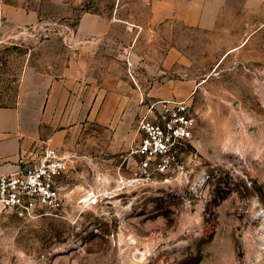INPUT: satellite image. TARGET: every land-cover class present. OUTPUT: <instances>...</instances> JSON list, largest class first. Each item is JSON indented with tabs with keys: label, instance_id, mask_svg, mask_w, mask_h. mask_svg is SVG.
Listing matches in <instances>:
<instances>
[{
	"label": "rangeland",
	"instance_id": "374dc122",
	"mask_svg": "<svg viewBox=\"0 0 264 264\" xmlns=\"http://www.w3.org/2000/svg\"><path fill=\"white\" fill-rule=\"evenodd\" d=\"M151 2L0 0V106L28 73L61 83L69 167L64 210L0 205V264H264V6L204 31L152 25ZM169 99L194 140L170 184L138 179L139 121Z\"/></svg>",
	"mask_w": 264,
	"mask_h": 264
},
{
	"label": "built area",
	"instance_id": "2783aa9c",
	"mask_svg": "<svg viewBox=\"0 0 264 264\" xmlns=\"http://www.w3.org/2000/svg\"><path fill=\"white\" fill-rule=\"evenodd\" d=\"M189 100H158L139 121L135 174L138 179L160 177L170 184L181 167L184 149L194 140L196 119ZM66 157L46 148L25 168L0 177V205L21 215L62 211L65 196L60 181L68 173Z\"/></svg>",
	"mask_w": 264,
	"mask_h": 264
},
{
	"label": "crops",
	"instance_id": "0c3cea01",
	"mask_svg": "<svg viewBox=\"0 0 264 264\" xmlns=\"http://www.w3.org/2000/svg\"><path fill=\"white\" fill-rule=\"evenodd\" d=\"M231 0H152V25L183 26L204 31L217 29L220 20L230 14ZM244 7L261 8L264 0H244ZM89 18V17H88ZM84 18L78 33L96 35L98 25H88ZM102 32H110L111 24H103ZM28 73L19 100L14 106H0V177L10 175L30 165L46 148L58 149L65 140L61 98L62 84L56 85L45 75L39 83ZM34 80V81H33Z\"/></svg>",
	"mask_w": 264,
	"mask_h": 264
},
{
	"label": "bare ground",
	"instance_id": "6f19581e",
	"mask_svg": "<svg viewBox=\"0 0 264 264\" xmlns=\"http://www.w3.org/2000/svg\"><path fill=\"white\" fill-rule=\"evenodd\" d=\"M91 199V198H90ZM88 200V199H87Z\"/></svg>",
	"mask_w": 264,
	"mask_h": 264
}]
</instances>
